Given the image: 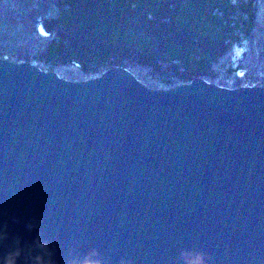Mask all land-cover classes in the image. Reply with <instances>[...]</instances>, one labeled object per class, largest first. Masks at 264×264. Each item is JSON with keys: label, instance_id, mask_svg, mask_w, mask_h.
<instances>
[{"label": "water", "instance_id": "obj_1", "mask_svg": "<svg viewBox=\"0 0 264 264\" xmlns=\"http://www.w3.org/2000/svg\"><path fill=\"white\" fill-rule=\"evenodd\" d=\"M0 224L21 260L38 238L56 264H264V86L163 92L0 59Z\"/></svg>", "mask_w": 264, "mask_h": 264}, {"label": "trees", "instance_id": "obj_2", "mask_svg": "<svg viewBox=\"0 0 264 264\" xmlns=\"http://www.w3.org/2000/svg\"><path fill=\"white\" fill-rule=\"evenodd\" d=\"M0 59L70 82L121 67L163 92L264 86V0H0Z\"/></svg>", "mask_w": 264, "mask_h": 264}, {"label": "clouds", "instance_id": "obj_3", "mask_svg": "<svg viewBox=\"0 0 264 264\" xmlns=\"http://www.w3.org/2000/svg\"><path fill=\"white\" fill-rule=\"evenodd\" d=\"M26 229L31 231L34 227L32 223L25 225ZM9 239L7 233V225L0 224V264H56L53 259V252L48 246L42 243L38 238H34L31 245L27 246L24 252V258L21 260L22 248L19 238H11V246L4 247V242ZM36 250L39 254L32 255V251ZM181 264H204V258L199 254L184 253L180 255ZM72 264H102L97 258V253L93 250L87 253L83 258L73 261Z\"/></svg>", "mask_w": 264, "mask_h": 264}, {"label": "snow or ice", "instance_id": "obj_4", "mask_svg": "<svg viewBox=\"0 0 264 264\" xmlns=\"http://www.w3.org/2000/svg\"><path fill=\"white\" fill-rule=\"evenodd\" d=\"M192 254H195V253H192ZM86 255V254H85Z\"/></svg>", "mask_w": 264, "mask_h": 264}, {"label": "rangeland", "instance_id": "obj_5", "mask_svg": "<svg viewBox=\"0 0 264 264\" xmlns=\"http://www.w3.org/2000/svg\"><path fill=\"white\" fill-rule=\"evenodd\" d=\"M111 69H112V68H111ZM241 73H242V72H241ZM241 73H240V74H241Z\"/></svg>", "mask_w": 264, "mask_h": 264}]
</instances>
